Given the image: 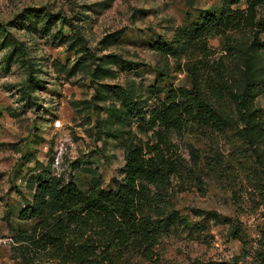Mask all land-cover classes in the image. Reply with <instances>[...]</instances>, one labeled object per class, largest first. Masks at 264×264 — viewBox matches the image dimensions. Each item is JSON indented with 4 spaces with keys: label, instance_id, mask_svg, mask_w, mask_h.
Here are the masks:
<instances>
[{
    "label": "rangeland",
    "instance_id": "obj_1",
    "mask_svg": "<svg viewBox=\"0 0 264 264\" xmlns=\"http://www.w3.org/2000/svg\"><path fill=\"white\" fill-rule=\"evenodd\" d=\"M216 6L219 0H0V26L7 30L0 39V264H64L54 251L23 239L37 222L24 214L30 185L37 186L39 175L54 176L51 164L65 143L69 181L83 190L115 188L123 179L125 143L108 133L120 125H99L110 118L112 102L120 105L109 92L135 84L150 112L158 98L149 88L156 83L190 87L179 62L153 46L172 41L178 27ZM121 31L115 45L102 44ZM209 45L215 58L223 55L221 39L211 38ZM109 54L123 64L115 77L101 81L110 91L99 99L90 72ZM161 70L168 74L162 81ZM256 104L264 120V94ZM55 120L63 127L55 129ZM130 122L138 133L143 122L136 116ZM169 142L168 156L184 167L171 178L164 206L184 221L169 228L151 259L130 253L125 264H262L264 169L256 155L237 133L172 132ZM235 226L243 240L233 237Z\"/></svg>",
    "mask_w": 264,
    "mask_h": 264
},
{
    "label": "trees",
    "instance_id": "obj_2",
    "mask_svg": "<svg viewBox=\"0 0 264 264\" xmlns=\"http://www.w3.org/2000/svg\"><path fill=\"white\" fill-rule=\"evenodd\" d=\"M6 32L0 26V39ZM123 34L113 33L102 44L115 45ZM263 34L264 0H219V6L202 12L196 22L178 27L172 41L156 42L154 51L176 59L180 71L188 73L190 87L156 83L149 88L158 98L150 112L135 84L111 91L102 84L116 76L115 67L123 64V58L109 54L98 59L90 72L98 84L97 97L109 90L120 104L112 102L106 109L110 118L99 120V125L121 126L108 133L124 139L123 179L109 191L83 190L73 180L39 175L37 186L30 185V208L24 211L37 222L24 241L54 251L64 264H125L130 253L151 259L169 228L184 221L164 206L171 178L184 167L180 159L168 156L172 132L237 133L264 169V120L256 104L264 94ZM211 38L222 41L219 58L209 45ZM166 77L161 70L159 80ZM133 115L143 122L138 133L132 131ZM139 135L148 136L147 141ZM233 237L244 239L240 227H234ZM259 245L264 249V234ZM261 256L264 264V253Z\"/></svg>",
    "mask_w": 264,
    "mask_h": 264
},
{
    "label": "built area",
    "instance_id": "obj_3",
    "mask_svg": "<svg viewBox=\"0 0 264 264\" xmlns=\"http://www.w3.org/2000/svg\"><path fill=\"white\" fill-rule=\"evenodd\" d=\"M62 127H63V123L59 120H55V129H60ZM66 151H67V147L65 143L60 144V146L57 148L56 155L53 158L51 169L53 175L56 178L68 182L72 175V168H69L68 166H64L63 155L65 154ZM10 241L12 242V240ZM2 243L3 241H0V245Z\"/></svg>",
    "mask_w": 264,
    "mask_h": 264
},
{
    "label": "crops",
    "instance_id": "obj_4",
    "mask_svg": "<svg viewBox=\"0 0 264 264\" xmlns=\"http://www.w3.org/2000/svg\"><path fill=\"white\" fill-rule=\"evenodd\" d=\"M29 160V159H28Z\"/></svg>",
    "mask_w": 264,
    "mask_h": 264
}]
</instances>
